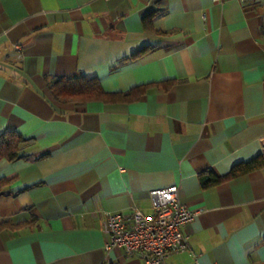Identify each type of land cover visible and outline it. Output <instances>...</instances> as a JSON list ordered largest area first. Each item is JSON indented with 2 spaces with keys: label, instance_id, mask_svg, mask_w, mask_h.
<instances>
[{
  "label": "crops",
  "instance_id": "0c3cea01",
  "mask_svg": "<svg viewBox=\"0 0 264 264\" xmlns=\"http://www.w3.org/2000/svg\"><path fill=\"white\" fill-rule=\"evenodd\" d=\"M54 77L153 86L63 102ZM6 130L26 141L0 159V264H141L105 249L108 215L172 184L197 213L166 263L264 264V167L198 177L264 154V0H0Z\"/></svg>",
  "mask_w": 264,
  "mask_h": 264
},
{
  "label": "built area",
  "instance_id": "2783aa9c",
  "mask_svg": "<svg viewBox=\"0 0 264 264\" xmlns=\"http://www.w3.org/2000/svg\"><path fill=\"white\" fill-rule=\"evenodd\" d=\"M150 197V214L133 208L108 215L105 249L121 248L125 255L137 256L141 264H170L165 262L170 253L188 247L183 228L197 211L180 200L176 184L153 189Z\"/></svg>",
  "mask_w": 264,
  "mask_h": 264
},
{
  "label": "trees",
  "instance_id": "16d2710c",
  "mask_svg": "<svg viewBox=\"0 0 264 264\" xmlns=\"http://www.w3.org/2000/svg\"><path fill=\"white\" fill-rule=\"evenodd\" d=\"M143 24L146 28H151L149 18L145 17ZM140 50L138 53H141ZM169 85L171 80L161 82ZM47 85L53 96L63 102H86L89 100L103 101H132L138 99L153 83L140 84L133 87L127 93H108L103 91L99 82L95 78L73 77V78H50ZM26 139L20 134L12 130H6L0 134V159L7 158L14 160L19 158V146ZM264 167V154L243 162H238L231 166L229 171L221 176L214 174L211 170L202 172L198 175L203 187L214 186L223 180L239 176L244 173ZM6 183V180H0V190ZM8 225V223L0 224V229Z\"/></svg>",
  "mask_w": 264,
  "mask_h": 264
}]
</instances>
